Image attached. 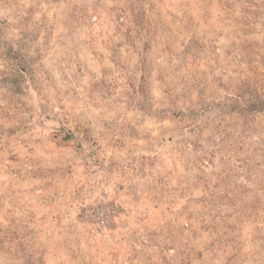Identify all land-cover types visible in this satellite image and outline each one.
Here are the masks:
<instances>
[{
  "label": "rangeland",
  "instance_id": "rangeland-1",
  "mask_svg": "<svg viewBox=\"0 0 264 264\" xmlns=\"http://www.w3.org/2000/svg\"><path fill=\"white\" fill-rule=\"evenodd\" d=\"M0 264H264V0H0Z\"/></svg>",
  "mask_w": 264,
  "mask_h": 264
},
{
  "label": "built area",
  "instance_id": "built-area-1",
  "mask_svg": "<svg viewBox=\"0 0 264 264\" xmlns=\"http://www.w3.org/2000/svg\"><path fill=\"white\" fill-rule=\"evenodd\" d=\"M98 219H99V221H100L101 223H103L104 220H103V217H102V216H99Z\"/></svg>",
  "mask_w": 264,
  "mask_h": 264
}]
</instances>
